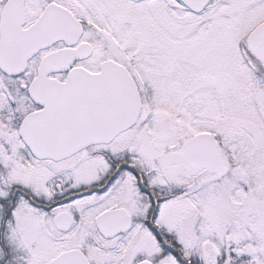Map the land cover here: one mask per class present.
Returning a JSON list of instances; mask_svg holds the SVG:
<instances>
[{"label": "snow or ice", "instance_id": "6c2138e0", "mask_svg": "<svg viewBox=\"0 0 264 264\" xmlns=\"http://www.w3.org/2000/svg\"><path fill=\"white\" fill-rule=\"evenodd\" d=\"M0 264H264V0H0Z\"/></svg>", "mask_w": 264, "mask_h": 264}]
</instances>
